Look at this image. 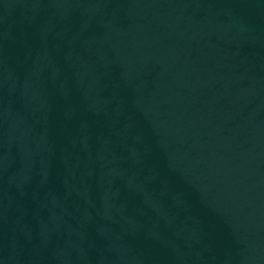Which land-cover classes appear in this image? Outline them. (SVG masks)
<instances>
[{
	"label": "water",
	"instance_id": "1",
	"mask_svg": "<svg viewBox=\"0 0 264 264\" xmlns=\"http://www.w3.org/2000/svg\"><path fill=\"white\" fill-rule=\"evenodd\" d=\"M0 264H264V0H0Z\"/></svg>",
	"mask_w": 264,
	"mask_h": 264
}]
</instances>
